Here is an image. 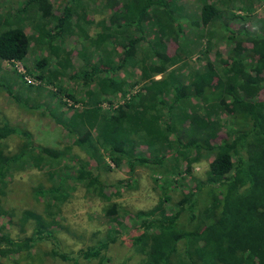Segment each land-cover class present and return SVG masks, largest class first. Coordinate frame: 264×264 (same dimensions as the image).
Instances as JSON below:
<instances>
[{"label": "trees", "instance_id": "16d2710c", "mask_svg": "<svg viewBox=\"0 0 264 264\" xmlns=\"http://www.w3.org/2000/svg\"><path fill=\"white\" fill-rule=\"evenodd\" d=\"M82 1L69 0L62 15L55 17L49 0H22L21 7L14 13L6 12L0 18V59L11 63L24 59L32 37L25 31L27 23L33 24L34 37L39 40L69 36L73 29L70 23L73 8L81 7ZM110 1V18L114 24L106 28L108 26L101 23L102 31L94 40V48L100 49L112 40L117 43L120 40L124 54L116 69L134 60L142 83L141 93L107 113H102L93 103L95 108L72 115L62 127L76 134L73 145L85 150L97 162L98 145L113 163L119 164L126 159L130 173L134 165H163L166 152H172L173 162L186 163L187 169L192 151L207 148L215 152L205 179L196 180L178 200L171 201L168 213L164 204L171 198L166 197L154 208L135 214L139 233L130 238V245L142 255L143 264H264V18L263 24L243 34V46L234 43L236 32L231 34L226 55L215 52L202 70L188 72L186 82L180 71L185 65L184 52L188 45L184 44L187 40L183 37L182 9L174 7L175 0ZM197 1L201 25L213 29L224 17H229L234 3L251 13V6L261 0L248 3L246 0ZM110 29L113 34L108 31ZM116 29L122 30L119 35L115 34ZM123 32L126 35L121 38ZM129 33L139 36L132 38ZM143 40L147 51L156 59L150 61L140 57L141 60H136L131 54L132 48ZM168 40L176 46L172 53L166 51ZM201 53L208 55L209 48L206 46ZM181 63V69L169 70ZM85 66H91L89 58ZM99 67L90 69L89 74L83 72V82L86 84L94 74L102 73L107 80L97 83V95L120 94L123 83L114 77V70L103 62ZM159 75L162 77L156 80ZM7 93L15 98L11 91ZM190 98L201 102L204 111L200 108L176 110L178 103ZM216 108L229 116L225 137L221 139L220 125L224 122L212 118ZM174 121L176 125L187 124L192 137L182 138L179 134L171 139L177 130ZM96 128L95 137H91ZM11 136L23 139L15 154L8 153L4 145ZM139 146L150 149L152 156L137 155L135 151ZM69 152L70 148L54 151L36 145L27 130L7 122L0 123V188L14 166L26 158L43 169L46 163L59 160ZM76 165L77 180L86 190L101 195L105 184L92 172L90 164L77 160ZM47 173L50 178L54 175L50 169ZM117 183L120 185L122 181ZM44 191L34 194L59 195L57 190ZM3 213L0 197V217ZM26 215L36 223L31 236L12 239L0 225V264L8 261L29 264V254L36 241L44 238L42 219L35 214ZM184 219L186 223L182 222ZM107 247L108 242H104L76 254L55 252L53 255L73 264L79 260L105 264Z\"/></svg>", "mask_w": 264, "mask_h": 264}, {"label": "rangeland", "instance_id": "374dc122", "mask_svg": "<svg viewBox=\"0 0 264 264\" xmlns=\"http://www.w3.org/2000/svg\"><path fill=\"white\" fill-rule=\"evenodd\" d=\"M68 1L49 0L52 14L55 17L61 16ZM250 1L246 0V3ZM21 4L22 0H0V18L6 12L14 13ZM111 4L110 0H83L81 7L73 8L70 22L73 29L64 38L55 36L50 41L39 40L34 37L33 24L27 23L25 31L32 37L30 49L24 59L14 63L0 59V123L7 122L11 126L27 130L33 143L41 147L54 151L70 148L67 156L46 163L43 169L35 167L31 159L26 158L20 165L14 166L0 188L4 212L0 217V225L10 238L33 235L36 223L25 214H35L42 219L44 238L36 241L29 254V264H73L53 253L72 255L104 242H108L104 252L107 260L105 264H143L142 255L130 245V238L139 233L135 214L154 208L166 197L169 200L171 198L170 202L164 204L168 213L171 201L178 200L196 180L205 179L208 165L215 156V152L207 148L199 152L192 151L189 153L191 163L187 169L186 163L173 162L172 152H166L163 165H134L133 173H130L126 159L115 164L109 154L98 145V162L91 159L85 150L73 145L76 134L68 133L62 127V123L67 122L72 115L84 109L95 108V105L102 113H107L141 93L142 83L134 60L127 61L120 70L116 69L124 54L119 45L120 40L118 43L112 40L100 49L94 48V40L101 33L103 22L104 27L105 24L108 26L106 28L114 24V20L110 18ZM173 5L182 9L183 37L187 40L184 44L188 47H183L186 48L185 65L180 72L186 82L188 72L202 70L206 62L214 58L215 52L226 55L231 45V34L236 32L234 43L243 46V34L252 32L263 24L264 0L252 5L251 13L243 11V6L239 3H234L231 14L242 19L233 18L230 14L213 29L201 25L200 3L197 0H175ZM112 30L108 31L113 34ZM120 31L122 30L116 29L115 34L119 35ZM121 35L122 38L126 34L123 32ZM129 35L132 38L139 36ZM146 36L150 35L146 33ZM146 46L143 40L132 48L131 54L134 58L137 57L136 60L143 58L151 61L157 58L147 51ZM206 46L209 53L203 56L201 52ZM175 48L171 40H168L166 51L172 53ZM88 58L91 66H85ZM101 62L113 69L114 77L123 83L120 94L97 95V83L107 80L102 73L94 74L86 84L83 82V72L89 74L90 69L100 68ZM93 66L95 67L90 68ZM181 66L182 63L169 70L181 69ZM157 77L160 79L162 76ZM192 108L204 111L202 103L195 98L176 105L177 111H189ZM214 111L218 114L213 112L212 118L224 122L220 125L221 139L225 137V123L229 116L223 114L221 109L216 108ZM173 125L177 130L175 135H171V139L179 134L182 138L185 135L192 137L187 124L176 125L174 121ZM96 130L97 128L92 130L91 137H95ZM22 143L21 137L11 136L5 140L4 145L8 153L15 154ZM135 152L137 155L152 156L151 150L144 146H139ZM77 160L88 162L92 172L105 184L101 195L86 190L77 180ZM49 169L54 174L52 178L47 173ZM119 181H122L120 185L117 183ZM38 190H57L59 195L36 196L34 192ZM182 222L186 223V220ZM10 263L12 262H6ZM96 263V260H79L76 264Z\"/></svg>", "mask_w": 264, "mask_h": 264}, {"label": "crops", "instance_id": "0c3cea01", "mask_svg": "<svg viewBox=\"0 0 264 264\" xmlns=\"http://www.w3.org/2000/svg\"><path fill=\"white\" fill-rule=\"evenodd\" d=\"M138 72H139V71H138ZM159 76H160V75H159ZM155 79H156V80H158V79H159V77H156Z\"/></svg>", "mask_w": 264, "mask_h": 264}]
</instances>
